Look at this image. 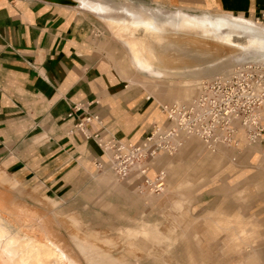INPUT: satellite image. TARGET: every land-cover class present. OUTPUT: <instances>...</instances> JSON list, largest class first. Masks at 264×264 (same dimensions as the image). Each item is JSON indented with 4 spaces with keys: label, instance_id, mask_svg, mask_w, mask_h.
<instances>
[{
    "label": "rangeland",
    "instance_id": "1",
    "mask_svg": "<svg viewBox=\"0 0 264 264\" xmlns=\"http://www.w3.org/2000/svg\"><path fill=\"white\" fill-rule=\"evenodd\" d=\"M95 1L104 2L112 9L109 14L90 10L91 14L80 13L93 23L94 41H103L107 49H99V52L116 70L131 71L130 79L137 75L139 81L149 84L151 89L139 84L136 88L151 96L156 106L190 100L202 80L212 79L244 62L264 59L263 50L257 49L260 45L233 46L211 36L166 31L165 28L148 31L145 26L133 23L158 19L161 13H206L196 8L168 7L153 0ZM153 10L155 12H151ZM109 16L117 21H112ZM116 25L122 26L121 29L127 27L128 36L115 29ZM259 27L264 29V25ZM131 42L141 47L140 54H144L149 64L138 63L136 47L134 45L133 49ZM195 138L207 151H215L200 138ZM185 139L172 154L163 151L160 154L175 157L183 149ZM222 147L232 156H240L242 166L236 168L231 178L227 175L229 168L228 171L217 170L221 192L215 190L218 184L209 183L201 188L199 176L190 187L194 196L199 194L198 200L187 217L173 216L177 210L182 211L185 204L174 199L181 194L171 192L169 171L167 184L157 193L148 185L137 190L131 183L121 182L123 180L116 176L111 166L104 164L51 197L41 186H24L0 169V264H14L5 253L11 245L19 255L28 256L26 249L29 248L30 254L39 255L42 260V263L30 261L28 264H55V247L63 250L73 264H245L253 248L238 254L226 251L223 233H216L211 220L217 216L232 219L245 216L257 220L262 233L257 234L255 249L260 251L264 263V155L257 153V146L248 142L243 146L223 144L216 151ZM195 169L201 172L202 164L198 162ZM101 174L113 188L97 183L96 176ZM207 180L208 176L203 181ZM118 182L127 193L117 190ZM202 198L209 201L204 202ZM116 209L129 213L120 220L114 212ZM133 255L135 259L131 258Z\"/></svg>",
    "mask_w": 264,
    "mask_h": 264
},
{
    "label": "crops",
    "instance_id": "2",
    "mask_svg": "<svg viewBox=\"0 0 264 264\" xmlns=\"http://www.w3.org/2000/svg\"><path fill=\"white\" fill-rule=\"evenodd\" d=\"M153 1L206 12H170L163 14L166 19L206 16L252 22L264 7V0ZM80 13L92 12L45 0H0V169L24 186H41L51 197L98 169V163L108 162L96 134L104 142L139 143L167 118L162 105L156 106L151 96L136 88L139 84L151 89L149 84L139 81L137 75L130 79L131 71L116 70L102 56L99 49H106L103 41H94V25ZM76 104L84 107L70 115ZM90 115L99 119L86 122L84 129L77 127ZM242 134L239 145H247ZM254 145L255 151L264 155V141ZM216 148L207 151L197 138L185 141L175 157L159 153L150 160L147 174L121 182L138 188L145 178L154 179L160 172L167 184L169 171L171 192L181 194L174 199L185 204L181 214L177 210L176 215H170L187 217L198 200L199 194L194 196L190 187L199 176L203 188L221 182L217 170L232 169L227 174L231 178L242 166L240 156ZM198 162L201 172L195 169ZM103 175L96 176L97 183L111 186ZM207 176L209 180L203 181ZM117 190L128 192L119 182ZM215 190L221 192L222 184ZM114 212L120 220L129 213Z\"/></svg>",
    "mask_w": 264,
    "mask_h": 264
},
{
    "label": "built area",
    "instance_id": "3",
    "mask_svg": "<svg viewBox=\"0 0 264 264\" xmlns=\"http://www.w3.org/2000/svg\"><path fill=\"white\" fill-rule=\"evenodd\" d=\"M257 21L264 23V7ZM76 104L75 111L83 109ZM166 122L155 126L149 136L139 143L124 144L117 140L104 142L95 137L108 154V162L120 180L134 179L147 174L150 160L161 151L172 154L185 137H198L215 149L218 145L237 146L243 133L250 144L264 141V62L249 61L239 64L227 73L202 80L195 95L187 101L162 105ZM98 116H88L77 127ZM161 174L145 178L139 185H148L160 193ZM138 187V188H139Z\"/></svg>",
    "mask_w": 264,
    "mask_h": 264
},
{
    "label": "bare ground",
    "instance_id": "4",
    "mask_svg": "<svg viewBox=\"0 0 264 264\" xmlns=\"http://www.w3.org/2000/svg\"><path fill=\"white\" fill-rule=\"evenodd\" d=\"M45 1L58 2L59 4H61V3L69 4V5H72L75 7H81V8H84V9H87L90 11H95V12L102 13V14H109L112 12V9L106 3L101 2V1H95V0H45ZM158 11H157V13H158ZM151 12H155V11L153 10ZM157 15H159V14H157ZM160 16L162 18H160ZM108 18H110L112 21H117V19H115L112 16H109ZM254 22L255 23L245 22V21H240V20H234V19L231 20V19H226L224 17L211 18V17H206V16H204V17L173 16V17L166 19L165 16L161 13L159 15L158 19H156V17H155V19L153 18L152 21H134L133 23L137 24V25H143L147 28V30L151 29V30H155V31H162V29L165 28L166 31H167V29H169V30H172L175 32H188V33L190 32L192 34L197 33V34H200L202 36H211V37H214V39L220 40L221 42H226V43L232 44L233 46L248 47V46H252V45H260L257 47V49H259V50L262 49L264 52V29L259 27V25H264V23L257 21V19ZM114 28L118 29V31L121 34H123V36L127 35L128 31H129L127 27L125 29H121L123 27L120 25H116V26H114ZM129 39H131V38H129ZM129 39H128V41H130ZM129 44L134 49L135 44H132V42ZM137 46H138V44L135 45V47H136V52H135L136 60L142 66L149 64V60L146 57H143L144 54H140L141 53L140 52L141 47L139 48ZM262 56H264V53L262 54ZM255 62H264V59H261V60L258 59ZM227 72L228 71H225V72L223 71L220 74H224ZM161 114H162V118H163L164 115L162 112H161ZM242 136L245 139L243 134H242ZM185 138H186L185 141H189L191 139H194L195 137L193 136V137H185ZM239 144H240V142H239ZM110 166L111 165L109 164V167ZM111 168L112 167H110V169ZM165 185H166L165 175L161 174V183L159 184V186L162 187L161 190L164 189ZM142 188H143V186H141L140 189H142ZM207 219L210 220V218H207ZM211 220L213 222V225L215 226L214 229L217 230L216 233H218V234L223 233V237H224V243L223 244L225 245L226 251H228L230 254H238L240 252L244 253V251H246V249H248L249 247H252L253 251L247 257L246 263H245V261H244V263L245 264H264L262 261L263 258L261 256L260 251L255 249L257 234L262 233V231L259 229L257 223H255V221H253L250 218H247L245 216H239V217H236L235 219L217 216L215 218L212 217ZM2 233H3V231H2ZM212 233H214V232H212ZM3 235L4 234H2V236ZM213 238H214V236H213ZM5 239H6V237H5ZM13 240H15V239H13ZM211 241H213V240H211ZM11 242L12 241H9L8 244H11ZM23 244H24V242H23ZM20 249H19V251H20ZM28 249H26L28 256L26 254V257H25L24 254L19 255L16 252V250H14L13 246L11 245V246L6 248V251H5L6 258L8 257L9 260L12 261L14 264H28V263H30V261L42 263L40 256L30 254L29 253L30 251ZM54 250H55L54 252L56 254L55 264H73V262L71 261L69 256L63 250H61L58 247H55ZM22 251H24V250L22 249ZM85 252H83L84 255H85ZM83 253H82V255H83ZM131 253H134V252H131ZM134 256L135 255L131 256V258ZM134 259H135V257H134ZM49 262H50V260H49ZM45 263H47V262H45Z\"/></svg>",
    "mask_w": 264,
    "mask_h": 264
}]
</instances>
